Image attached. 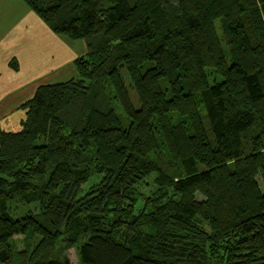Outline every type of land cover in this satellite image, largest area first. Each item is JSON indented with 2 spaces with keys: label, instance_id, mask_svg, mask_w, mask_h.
Returning <instances> with one entry per match:
<instances>
[{
  "label": "trees",
  "instance_id": "16d2710c",
  "mask_svg": "<svg viewBox=\"0 0 264 264\" xmlns=\"http://www.w3.org/2000/svg\"><path fill=\"white\" fill-rule=\"evenodd\" d=\"M23 1L88 51L0 130V263L22 235L19 264H58L65 242L83 264H264V153L246 138H264V0ZM219 21L229 75L203 87ZM15 197L47 219L15 218Z\"/></svg>",
  "mask_w": 264,
  "mask_h": 264
},
{
  "label": "crops",
  "instance_id": "0c3cea01",
  "mask_svg": "<svg viewBox=\"0 0 264 264\" xmlns=\"http://www.w3.org/2000/svg\"><path fill=\"white\" fill-rule=\"evenodd\" d=\"M22 0L0 5V130L18 132L23 108L40 86L77 75L75 61L87 53L84 40L53 33Z\"/></svg>",
  "mask_w": 264,
  "mask_h": 264
},
{
  "label": "rangeland",
  "instance_id": "374dc122",
  "mask_svg": "<svg viewBox=\"0 0 264 264\" xmlns=\"http://www.w3.org/2000/svg\"><path fill=\"white\" fill-rule=\"evenodd\" d=\"M3 1L4 0H0V5L2 4ZM23 5H26V4L23 3ZM217 35L218 36L216 38V41L214 42L212 46L214 59H215L214 67L206 69L205 72H203L202 74V86L203 87L210 86V84H212L216 80L226 79L228 78V75H229V66L231 62L230 49L226 42V37L222 29L221 21L217 23ZM163 84L166 85L165 82H163ZM131 96L134 98L136 102L135 94L132 91H131ZM135 106L138 108L139 103L136 102ZM175 117H176L175 120L180 118L178 115ZM181 120L185 122L183 119ZM125 123H127L126 124L127 126L129 122L127 121ZM258 127L259 126H257L253 130H251L249 134H247L246 138H247L248 151L253 150L254 153H257L262 148L261 152L264 153V143H263L264 138L259 133L260 130L258 129ZM166 155H167V152L165 150V146L163 145L162 140L160 139L158 150L156 152H153L151 156L160 159V158L165 157ZM169 158L170 156L167 157L166 161H168ZM178 168H179V165L171 166L172 170H177ZM260 184L262 187H264V180H260ZM156 190L157 188H156V185L154 184V176L149 177L140 186H138L137 192L141 194L139 198L140 205L148 197L153 195V193L156 192ZM9 211L15 218L19 220H22L29 216H32L38 221L40 219L45 220L46 218L45 217L46 215L42 209L41 204L35 203L31 205H26L18 197L11 199V201L9 202ZM57 223L59 224V221H57ZM55 228L58 229V227H55ZM62 237L64 238V235H62ZM26 247H27V242L24 236L21 235V236L15 237L12 242V258L10 262L0 263V264H19V254L20 255L23 254L26 250ZM79 248H80V244H75V245L70 246L68 243L66 244L65 242V243H61L60 245L58 244L53 249H48V251L51 253L50 256L54 260H56L58 264H83L80 258ZM195 248L198 250L201 249V247H195ZM203 248H204V245H203ZM205 249L209 250V247L207 246ZM208 261L210 262H208L207 264H213L217 262V259L213 258L211 255ZM233 261L234 260L231 259L232 263ZM195 264H200V262L196 261Z\"/></svg>",
  "mask_w": 264,
  "mask_h": 264
}]
</instances>
